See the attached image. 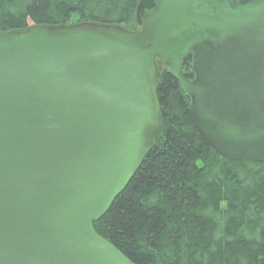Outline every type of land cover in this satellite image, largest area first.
<instances>
[{
	"label": "water",
	"instance_id": "obj_1",
	"mask_svg": "<svg viewBox=\"0 0 264 264\" xmlns=\"http://www.w3.org/2000/svg\"><path fill=\"white\" fill-rule=\"evenodd\" d=\"M153 1L136 32L0 34V264H133L93 223L153 147L156 61L219 157L264 164V0Z\"/></svg>",
	"mask_w": 264,
	"mask_h": 264
},
{
	"label": "trees",
	"instance_id": "obj_2",
	"mask_svg": "<svg viewBox=\"0 0 264 264\" xmlns=\"http://www.w3.org/2000/svg\"><path fill=\"white\" fill-rule=\"evenodd\" d=\"M153 0H0V34L79 23L136 32ZM160 128L94 231L133 264H264V164L219 157L156 61ZM192 57L181 73L191 76ZM191 79V80H192Z\"/></svg>",
	"mask_w": 264,
	"mask_h": 264
},
{
	"label": "rangeland",
	"instance_id": "obj_3",
	"mask_svg": "<svg viewBox=\"0 0 264 264\" xmlns=\"http://www.w3.org/2000/svg\"><path fill=\"white\" fill-rule=\"evenodd\" d=\"M154 3V2H153ZM153 8H154V5L152 6V8L151 9H148V11H146V14H148V13H150L152 10H153ZM145 14V15H146ZM143 17H144V15H143ZM143 20V19H142ZM142 23V22H141ZM140 27H141V25H140ZM139 27V28H140ZM139 30V29H138ZM166 66V65H165ZM167 67V69H168V66H166ZM169 70V69H168ZM187 79H189V80H191L192 79V77L191 76H187Z\"/></svg>",
	"mask_w": 264,
	"mask_h": 264
}]
</instances>
